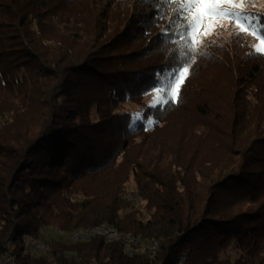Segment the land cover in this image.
I'll return each instance as SVG.
<instances>
[{
    "label": "trees",
    "instance_id": "16d2710c",
    "mask_svg": "<svg viewBox=\"0 0 264 264\" xmlns=\"http://www.w3.org/2000/svg\"><path fill=\"white\" fill-rule=\"evenodd\" d=\"M51 1L0 0V257L11 253L16 264H178L180 256L183 264H264V133L249 140L248 122L262 102L259 65L237 77L251 84L255 104L240 89L219 104L192 102L185 78L158 111L117 110L171 83L175 66L158 55L168 38L123 49L147 30L152 18L142 14L98 55L88 40L71 49L59 30L47 31L60 19ZM84 10L70 16L88 23L92 13ZM236 57L230 68L239 70ZM205 141L202 155L196 144ZM130 178L134 198L125 188ZM101 222L160 244L129 256L123 243L98 236L44 239V226ZM39 241L44 249L28 251Z\"/></svg>",
    "mask_w": 264,
    "mask_h": 264
},
{
    "label": "rangeland",
    "instance_id": "374dc122",
    "mask_svg": "<svg viewBox=\"0 0 264 264\" xmlns=\"http://www.w3.org/2000/svg\"><path fill=\"white\" fill-rule=\"evenodd\" d=\"M56 1H51V5L54 7L52 11L55 15H60V19L50 20L47 31L54 34L56 30H59L62 33L59 35L60 37L70 40L68 42H71V49H82L85 46L84 40H88V51L98 55L104 49L102 47L106 45V42L113 39L117 33L126 29L130 31L134 29V25H139V23L133 22L134 17L143 14L148 18H152L145 25L147 30L144 31L141 38L136 39L131 44L129 43L123 49L126 51L134 50L148 43L152 38L160 41L159 38L166 36L168 40L163 44L161 43L158 55L163 57L164 60L171 61L173 67L175 66L173 70L190 65L185 77L187 82L183 94L184 96L189 95L192 102L198 101V98H204L208 101V104H219L223 102L227 94L232 95L234 90L239 91L240 89L251 104L256 103L255 98L252 96L253 91L249 92L252 88L251 84H237V77L242 76L243 78L244 70L253 63L258 64L264 73V53L255 51V48L260 45L257 36L251 32L242 31L234 19L228 17L210 19L205 17L196 31L195 40L197 43L194 45L196 52L193 53L188 50L185 40L180 36V32L184 30V26L191 19L194 9L188 13L177 12L178 7L190 3V0H167L170 1L168 3L165 0H58V3ZM234 2H242L244 4L242 11L244 12L264 13V0H234ZM85 8H88V11L92 13V19L90 18L88 23H82L81 19L70 16L84 12ZM152 10L156 11L154 15L150 14ZM230 10L240 11V9ZM86 29L91 30L92 33L85 34ZM87 35H90V38H87L89 37ZM163 39L165 40V37ZM188 39L190 41L191 37L189 36ZM190 57H194V62ZM235 57L237 58L239 70H236L233 66L230 68L229 61L233 62ZM137 63L144 65L146 61L138 60ZM130 65L127 64L126 66ZM170 82L166 85L167 87L161 84L159 87L145 93L141 98L126 100L117 104V110L138 111L139 109V112L145 110L149 113H152L154 108L155 111L160 110L166 102L175 100L173 97L177 95L174 93L176 82L172 76ZM261 83L263 86H260L258 92L259 95H262V102L256 105L254 116L248 120L251 134L249 140L256 137L257 134L264 133V78H261ZM170 115L167 113L165 117L170 118ZM0 121H2V118H0ZM196 147L202 155L207 153L208 148H210L207 141L198 142ZM225 157L227 162L228 156ZM231 160L232 164L237 162L234 158H231ZM131 179L127 181L125 188L128 194L134 198L135 188ZM136 208L142 210V204H137ZM143 216H145V213H143ZM53 228L54 226L43 227L44 239L48 243L60 239L66 241L64 238L57 236ZM29 244L39 245L37 249L45 248L44 243L40 241ZM137 250L141 251L139 247ZM229 255L232 257L234 251L227 250L224 257L230 259Z\"/></svg>",
    "mask_w": 264,
    "mask_h": 264
},
{
    "label": "snow or ice",
    "instance_id": "6c2138e0",
    "mask_svg": "<svg viewBox=\"0 0 264 264\" xmlns=\"http://www.w3.org/2000/svg\"><path fill=\"white\" fill-rule=\"evenodd\" d=\"M243 8L244 4L242 2L236 3L234 0H190V3L178 7L177 12L183 13H188L194 9L191 19L184 26V30L180 32V36L185 40L188 50L193 53L196 52V48L194 47L197 43L195 34L205 17L210 19L228 17L229 19H234L242 31H248L257 36L260 40V45L255 48V51L257 53H264V39L260 36L261 32H264V23H261L264 17L258 13L244 12L242 11ZM230 9H240V11H231ZM189 36L191 37L190 41L188 39ZM190 59L194 62V57H190ZM189 67L190 65H185L173 70L172 77L176 82L175 94H178L179 87L185 79ZM175 98L174 95L173 99Z\"/></svg>",
    "mask_w": 264,
    "mask_h": 264
},
{
    "label": "bare ground",
    "instance_id": "6f19581e",
    "mask_svg": "<svg viewBox=\"0 0 264 264\" xmlns=\"http://www.w3.org/2000/svg\"><path fill=\"white\" fill-rule=\"evenodd\" d=\"M54 233L66 240V242H80L93 237H100L105 243L121 242L124 244V251L126 255H132L135 252H139L137 248L144 250H156L160 244L159 239H143L135 236L131 233H125L118 231L112 224L107 222H101L87 228H75L72 230H64L54 227ZM39 248V245L29 244L28 250L30 252ZM1 258V257H0ZM6 262H13L14 256L9 253L5 257H2ZM184 256L179 257L178 264H183Z\"/></svg>",
    "mask_w": 264,
    "mask_h": 264
},
{
    "label": "built area",
    "instance_id": "2783aa9c",
    "mask_svg": "<svg viewBox=\"0 0 264 264\" xmlns=\"http://www.w3.org/2000/svg\"><path fill=\"white\" fill-rule=\"evenodd\" d=\"M0 263H2V264H14L13 262H6L5 260H3V258H0Z\"/></svg>",
    "mask_w": 264,
    "mask_h": 264
}]
</instances>
